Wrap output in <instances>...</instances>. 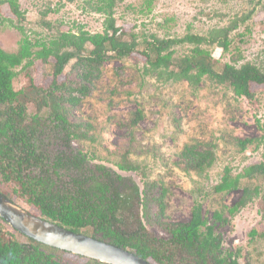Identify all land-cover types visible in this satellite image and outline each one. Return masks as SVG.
<instances>
[{
    "label": "rangeland",
    "instance_id": "obj_1",
    "mask_svg": "<svg viewBox=\"0 0 264 264\" xmlns=\"http://www.w3.org/2000/svg\"><path fill=\"white\" fill-rule=\"evenodd\" d=\"M0 1V49L7 53L17 50L22 34L33 40L48 39L58 30L77 31L78 27L90 34L103 30L104 17L94 13L88 5V2L94 4L97 0H74L72 3L66 0H18L24 13L20 19L12 14L8 0ZM145 8L146 0H124L114 9L116 26L127 36L134 34L138 41L149 39L150 35L159 38H181L186 34L207 37L211 29L227 26L230 20L250 13V18L230 34L232 42L228 52L209 44H202L201 48L208 51L217 72H221L225 64L236 68L252 64L264 70V0H153L149 13ZM47 9L58 11L49 13L43 20L42 14ZM42 21L49 23L50 27ZM192 49L193 46L183 44L175 48L174 55L176 58L191 56ZM74 62L66 66L58 82L66 80L74 86L83 83L87 89L80 104L70 107L69 116L71 122L83 128L90 126L88 130L93 141H73L67 149L58 134L48 132L44 139L47 154L86 153L92 160L85 164V168L93 171L95 166L104 165L117 175L130 178L126 184L130 188L135 185L140 193L144 182L156 187L162 185L168 190L163 200L168 223H187L194 200L197 201L203 218L213 227L212 243L219 248L200 251L202 260L193 254L195 246L191 250L174 246L172 237L165 230L142 219L140 223L144 230L140 232L138 220L141 213H136L134 204L126 203L127 198L116 204L121 220L118 229H122L123 236H143L149 247L159 251L165 264H222L221 260H226L229 253L239 254L238 264H264V187L257 198L233 216L227 214L226 208L238 202L241 189L219 194L209 192L220 181L226 168L235 175L246 165L264 163V145L256 148L264 129V85H251L250 92L255 98L249 100L236 96L227 84L208 78H202L197 88L185 82H156L144 75L145 57L138 52L121 60L105 62L86 82L81 79L85 71L80 66L74 67ZM30 69L35 85L46 88L51 83L52 67L34 62ZM27 84L25 74H19L13 81L15 89ZM29 110H33L31 105ZM139 110L143 118L137 126H132L134 113ZM244 140L253 143L248 144L242 153L238 141ZM186 145L195 146L201 152H213L214 164L201 174L182 171L176 163ZM123 149L130 151L128 159L139 166V171L125 173L114 166ZM72 175L73 172L60 170L54 180L58 187L68 186ZM253 183L262 185L263 181L258 178ZM0 188L8 189L1 182ZM14 205L39 216L34 207L22 202ZM214 211L223 212L227 222H214ZM154 214L156 209L152 207V217ZM113 225L116 228L114 222ZM253 229L258 234L250 239L248 233ZM12 233L6 227L1 232L4 240L10 239L26 248L34 246L35 243L21 234ZM46 252L61 264H94L60 250Z\"/></svg>",
    "mask_w": 264,
    "mask_h": 264
},
{
    "label": "trees",
    "instance_id": "obj_2",
    "mask_svg": "<svg viewBox=\"0 0 264 264\" xmlns=\"http://www.w3.org/2000/svg\"><path fill=\"white\" fill-rule=\"evenodd\" d=\"M17 1L8 0L7 3L12 14L20 19L24 17V13ZM123 1L97 0L94 4L88 2L94 13L104 17L101 33L90 34L78 27L77 31L58 30L48 39L31 40L22 34L15 52L7 53L0 49V182L8 188H0V194L14 204L22 202L26 206L34 207L39 212L37 217L59 227L126 249L151 264H165L159 251L149 247L143 236L136 234L135 238H128L123 236L122 229H118L121 220L117 215L116 204L127 198L126 203L134 204L136 213H141L138 220L140 232L143 233L144 230L140 223L142 219L165 230L172 237L174 246L189 250L195 246L193 254L203 260L200 251L218 249L219 246L213 244V227L203 218L200 203L194 200L187 223H168L163 202L168 191L165 187L144 182L140 193L135 185L130 188L126 184V181L130 182V178L117 175L104 165L95 166L93 171L85 168V164L92 160L86 153L77 151L68 155L64 151L49 156L44 139L48 132L58 134L56 136L67 149L73 141H93L88 130L90 126L83 128L80 124L71 122L69 116L70 107L80 104V98L87 95V89L83 83L74 86L70 81L58 82V77L71 61H75L74 67L80 66L85 71L81 76L82 81L89 82L92 74L99 71L105 62L121 60L138 52L145 57L144 75L154 78L156 82H185L197 88L202 78H208L227 84L236 96L253 100L255 97L251 94L250 87L264 85V70L252 64L241 65L239 68L225 64L222 71L217 72L210 61V54L201 48L202 44H209L215 45L222 52H228L232 42L230 34L244 24L251 14L234 18L227 26L211 29L207 37L186 34L181 38H159L150 35L149 39L138 41L134 34L127 36L115 24L114 9ZM152 1L146 0V13H149ZM66 2L72 3L74 0ZM1 3L2 1L0 5ZM57 11L47 9L42 14L43 20L49 13ZM42 22L50 27L49 23ZM11 25L16 28L12 23ZM183 44L193 46L192 55L176 58L175 48ZM34 62H40L44 67H52V80L46 88L34 84L30 71ZM17 68L20 70L15 71ZM19 74L28 77V84L15 89L13 81ZM30 105L33 107L31 112ZM142 118V112L136 111L131 125L137 126ZM252 143V140L238 141L239 151L244 153L247 145ZM261 145H264V129L257 140L256 148ZM129 152L125 149L121 151L119 161L114 163L117 170L125 173L139 171V166L129 161ZM214 161L213 152H201L195 146L186 145L179 154L176 165L186 173L201 174ZM60 170L65 173L73 172L67 184H70L69 187H58L56 184L54 178L58 177ZM84 170H88V173H84ZM258 178L262 179V185H254L253 182ZM262 186L264 187V163H256L244 166L235 175L231 169L226 168L220 181L209 192L219 194L241 189L238 202L231 208H226L227 214L233 216L260 195ZM152 207L156 209L154 217L151 215ZM103 214L106 217H102ZM223 214L214 211V222L226 223L227 216ZM262 217L264 218V213ZM4 227L11 230L12 234H20L0 218V264H61L51 253L46 252L57 249L27 237L35 243L34 246L26 248L10 239L4 240L1 234ZM257 234L256 229L248 233L250 239ZM12 236L10 235L11 238ZM238 256V253H229L226 260H221L222 264H238Z\"/></svg>",
    "mask_w": 264,
    "mask_h": 264
},
{
    "label": "water",
    "instance_id": "obj_3",
    "mask_svg": "<svg viewBox=\"0 0 264 264\" xmlns=\"http://www.w3.org/2000/svg\"><path fill=\"white\" fill-rule=\"evenodd\" d=\"M0 218L13 230L47 247L104 264H151L126 249L74 233L17 207L0 194Z\"/></svg>",
    "mask_w": 264,
    "mask_h": 264
}]
</instances>
